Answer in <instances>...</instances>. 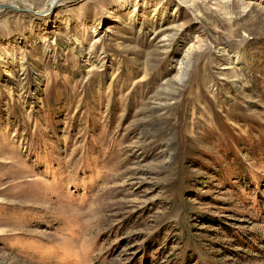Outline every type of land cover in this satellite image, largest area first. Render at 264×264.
<instances>
[{"label": "rangeland", "instance_id": "rangeland-1", "mask_svg": "<svg viewBox=\"0 0 264 264\" xmlns=\"http://www.w3.org/2000/svg\"><path fill=\"white\" fill-rule=\"evenodd\" d=\"M50 1L0 0V264H264V1Z\"/></svg>", "mask_w": 264, "mask_h": 264}, {"label": "bare ground", "instance_id": "bare-ground-1", "mask_svg": "<svg viewBox=\"0 0 264 264\" xmlns=\"http://www.w3.org/2000/svg\"><path fill=\"white\" fill-rule=\"evenodd\" d=\"M55 1H57V0H51L50 2H55ZM260 1H264V0H260ZM259 1V2H260ZM182 2V1H181ZM8 6H10V5H5V7H8ZM156 11V10H155ZM162 14V13H161ZM129 19V18H128ZM135 22V21H134ZM153 33V32H152ZM167 36L168 35H163L159 40H161V42H163L164 44H163V46L165 47V48H167L168 47V45H167V43H166V40L165 39H167ZM171 37V36H170ZM170 39V38H169ZM167 41H168V39H167ZM192 48H191V46L186 50V53H184L185 55L184 56H182L183 58H181V60H178V64H177V73H178V75H181V74H183V70H184V67L186 66V56L187 55H189V53L192 51L191 50ZM238 52V51H237ZM193 56V55H192ZM238 58V57H237ZM242 58V57H241ZM235 59V58H234ZM239 60V59H238ZM181 61V62H180ZM180 80V79H179Z\"/></svg>", "mask_w": 264, "mask_h": 264}]
</instances>
